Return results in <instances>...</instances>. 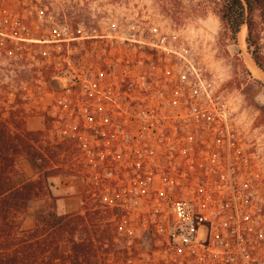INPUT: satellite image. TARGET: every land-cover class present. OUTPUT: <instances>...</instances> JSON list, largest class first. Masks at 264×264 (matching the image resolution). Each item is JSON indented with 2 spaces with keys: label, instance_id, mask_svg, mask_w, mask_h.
<instances>
[{
  "label": "rangeland",
  "instance_id": "rangeland-1",
  "mask_svg": "<svg viewBox=\"0 0 264 264\" xmlns=\"http://www.w3.org/2000/svg\"><path fill=\"white\" fill-rule=\"evenodd\" d=\"M213 8V0H0V108L24 110L25 117L46 121L43 108L38 107L41 95L44 102L50 95L46 85L35 79L41 67L50 76V60L59 61L58 56L71 55L75 64H82L105 56L114 43V57L136 60L139 53L128 43L141 40L154 53V66L161 67L136 61L130 67L135 72H152V87L163 94L164 127L175 133L166 136L164 158L148 161L164 172L154 177L150 194L132 209L134 218L125 223L135 246L132 251H136L129 264H214L211 237L215 227H225L232 219L230 208L235 199L229 203L227 198L232 185H254L264 203V71L256 64L261 72L255 73L248 65L239 36L238 44L225 40ZM22 19L31 26L21 24ZM76 19L87 21L90 27L81 25L83 37L74 40L73 31L60 22ZM92 33L99 35L86 40ZM18 35L32 39L22 43ZM61 41H76L77 46ZM246 51L252 57L248 45ZM44 77L43 81L50 79ZM50 83L51 92L61 81ZM33 89L38 95L34 112ZM20 129H26L25 123ZM48 129L47 125L40 130L39 142L33 141L46 155L50 156L49 148L56 154L58 167L47 177L38 173L47 179L46 192L51 185L57 186L70 212L92 207L88 190L94 176L88 173L78 149L69 141L53 138ZM120 165L133 166L129 160ZM48 166H53L52 161ZM234 170L247 175L234 179ZM221 172L223 176L217 175ZM169 173L175 175L171 181ZM101 178L94 197L111 199L113 193L104 190L106 181ZM126 178L120 184L134 189V179ZM181 197L192 202L199 216L195 245H182L178 237L169 236L168 224L174 222L172 203ZM57 198L47 194L34 199L25 214V226L34 227L37 214L49 210L53 201L57 204ZM161 227L164 230L159 233ZM111 259L115 264L116 256Z\"/></svg>",
  "mask_w": 264,
  "mask_h": 264
},
{
  "label": "built area",
  "instance_id": "built-area-1",
  "mask_svg": "<svg viewBox=\"0 0 264 264\" xmlns=\"http://www.w3.org/2000/svg\"><path fill=\"white\" fill-rule=\"evenodd\" d=\"M128 44H134L137 49L136 60L114 57V43H110L109 53L90 62L75 64L71 55L58 56L59 61L50 60V79L61 81L51 92V80L43 81L42 67L37 72L41 73L40 77L35 79L49 90L50 98L44 102L41 95L38 108H43L45 118L49 120L50 135L76 144L88 173L95 178L93 183H99L103 177L101 180L106 181L104 190L113 193L111 199L100 195L102 201L119 206L124 213L121 218L124 223L134 218L132 209L148 197L154 177L164 172L151 167L148 161L164 158L166 136L175 133L174 129L164 127L163 94L158 87H152L155 82L150 76L152 72H135L130 68L136 61L140 65L151 63L153 68L161 69L154 66V53L145 49L144 41ZM123 63L124 66L118 69ZM37 96L33 89L30 96L35 103L33 112L37 109ZM123 160L132 161L133 166L122 167L120 161ZM128 175L134 179V189L126 183L120 184V180ZM246 175V171L241 170L231 173L234 179ZM174 176L169 173L170 181ZM227 198L229 203L235 199L230 208L232 219L225 227H215L211 237V260L214 264H264V203L259 200L257 188L250 184H233ZM239 205L246 208L239 209ZM172 212L174 222L168 224L169 236L178 237L182 245L198 243L200 222L192 202L177 198L172 203ZM161 230L164 227L158 228L159 233Z\"/></svg>",
  "mask_w": 264,
  "mask_h": 264
},
{
  "label": "trees",
  "instance_id": "trees-1",
  "mask_svg": "<svg viewBox=\"0 0 264 264\" xmlns=\"http://www.w3.org/2000/svg\"><path fill=\"white\" fill-rule=\"evenodd\" d=\"M213 2L226 41L238 44V34L242 26L247 25L248 48L264 71V0ZM21 21V24L31 26L25 19ZM60 23L73 31L74 40L83 37L81 25L90 27L82 19ZM98 35L88 34L86 40H94ZM18 36L22 43L32 39ZM244 67L250 72L245 64ZM44 75L50 78L48 71H44ZM24 114V110L0 108V264H111L112 256L117 258L115 264H129L136 251H132L135 246L125 232V223L121 219L124 213L119 206L105 203L100 196L94 197L97 194L95 183L88 190L92 207L77 212H59L53 201L49 210L37 214L34 227L25 226V214L33 200L47 194L53 199L55 196L49 189L46 192L47 179L41 175L24 183L18 181L19 157L25 156L33 169L37 173L44 172L45 177L58 167V163L50 148L49 156L44 148L33 143L39 142L42 131H17L26 122ZM46 124L49 126L48 118ZM68 143L79 151L74 142ZM51 161L53 166L46 169V163Z\"/></svg>",
  "mask_w": 264,
  "mask_h": 264
},
{
  "label": "crops",
  "instance_id": "crops-1",
  "mask_svg": "<svg viewBox=\"0 0 264 264\" xmlns=\"http://www.w3.org/2000/svg\"><path fill=\"white\" fill-rule=\"evenodd\" d=\"M25 121H26L25 128L27 130H43V129H46L47 127L46 121L44 118L29 116V117H25ZM17 131H23V129H17ZM18 169H19V174L17 176V179L20 183H24L30 179H34L38 177V173L33 169V166L31 165L30 161L24 156H21L18 162ZM51 191L54 196L55 195L58 196L57 198L58 211L59 212H70L71 210H69L68 208L69 204L67 202V199L60 197V190L57 188V186L51 185ZM44 202L46 203V200ZM47 204L48 203H46V205Z\"/></svg>",
  "mask_w": 264,
  "mask_h": 264
},
{
  "label": "bare ground",
  "instance_id": "bare-ground-1",
  "mask_svg": "<svg viewBox=\"0 0 264 264\" xmlns=\"http://www.w3.org/2000/svg\"><path fill=\"white\" fill-rule=\"evenodd\" d=\"M247 25L244 24L238 34L239 36V41H240V46L243 49V52L245 53L246 56V60L248 61V65H250L253 70L255 71V73H259L261 72V70L259 69V67L256 65V63L254 62V60L252 59L251 55L246 51L247 48V41H246V37H247Z\"/></svg>",
  "mask_w": 264,
  "mask_h": 264
}]
</instances>
